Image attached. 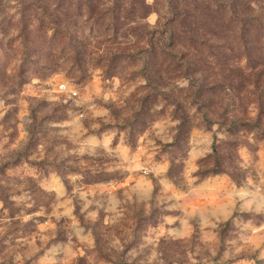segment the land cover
I'll return each instance as SVG.
<instances>
[{
    "label": "rangeland",
    "instance_id": "1",
    "mask_svg": "<svg viewBox=\"0 0 264 264\" xmlns=\"http://www.w3.org/2000/svg\"><path fill=\"white\" fill-rule=\"evenodd\" d=\"M0 264H264V0H0Z\"/></svg>",
    "mask_w": 264,
    "mask_h": 264
},
{
    "label": "trees",
    "instance_id": "2",
    "mask_svg": "<svg viewBox=\"0 0 264 264\" xmlns=\"http://www.w3.org/2000/svg\"><path fill=\"white\" fill-rule=\"evenodd\" d=\"M244 17H248V18H251V19H248V21H252V17L250 15H244ZM257 19V20H256ZM255 21L258 23V24H261V19L260 18H256ZM246 21V20H245ZM262 25V24H261ZM217 164V163H216ZM222 169H220L219 167H217L216 165L214 167H212L209 171L211 174H214V173H217L219 171H221Z\"/></svg>",
    "mask_w": 264,
    "mask_h": 264
},
{
    "label": "built area",
    "instance_id": "3",
    "mask_svg": "<svg viewBox=\"0 0 264 264\" xmlns=\"http://www.w3.org/2000/svg\"><path fill=\"white\" fill-rule=\"evenodd\" d=\"M59 87H60L61 89L69 90V89L67 88V85H66L65 83H61V84L59 85ZM71 93L75 94V91H74V90H71Z\"/></svg>",
    "mask_w": 264,
    "mask_h": 264
}]
</instances>
